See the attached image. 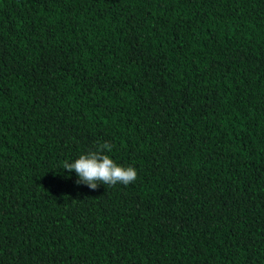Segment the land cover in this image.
<instances>
[{"label":"trees","instance_id":"16d2710c","mask_svg":"<svg viewBox=\"0 0 264 264\" xmlns=\"http://www.w3.org/2000/svg\"><path fill=\"white\" fill-rule=\"evenodd\" d=\"M0 264H264V0H0Z\"/></svg>","mask_w":264,"mask_h":264},{"label":"clouds","instance_id":"9594fccd","mask_svg":"<svg viewBox=\"0 0 264 264\" xmlns=\"http://www.w3.org/2000/svg\"><path fill=\"white\" fill-rule=\"evenodd\" d=\"M102 147L108 148L109 152L112 146L105 143ZM63 168L69 171H75L81 180L95 189L98 183L115 186L118 183L128 185L137 179V171L133 167L118 166L108 155H101L93 152L90 155H81L75 163H63Z\"/></svg>","mask_w":264,"mask_h":264}]
</instances>
